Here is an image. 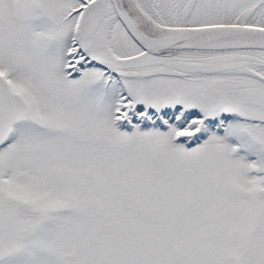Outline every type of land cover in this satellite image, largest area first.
Wrapping results in <instances>:
<instances>
[{
  "label": "snow or ice",
  "instance_id": "obj_1",
  "mask_svg": "<svg viewBox=\"0 0 264 264\" xmlns=\"http://www.w3.org/2000/svg\"><path fill=\"white\" fill-rule=\"evenodd\" d=\"M0 264H264V0H0Z\"/></svg>",
  "mask_w": 264,
  "mask_h": 264
}]
</instances>
